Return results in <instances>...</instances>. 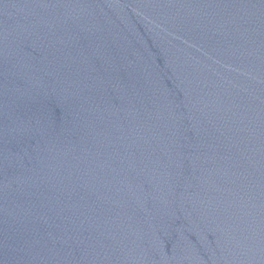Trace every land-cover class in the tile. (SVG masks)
I'll use <instances>...</instances> for the list:
<instances>
[{
  "label": "water",
  "instance_id": "water-1",
  "mask_svg": "<svg viewBox=\"0 0 264 264\" xmlns=\"http://www.w3.org/2000/svg\"><path fill=\"white\" fill-rule=\"evenodd\" d=\"M0 264H264V0H0Z\"/></svg>",
  "mask_w": 264,
  "mask_h": 264
}]
</instances>
